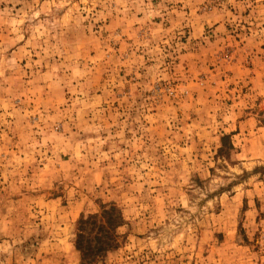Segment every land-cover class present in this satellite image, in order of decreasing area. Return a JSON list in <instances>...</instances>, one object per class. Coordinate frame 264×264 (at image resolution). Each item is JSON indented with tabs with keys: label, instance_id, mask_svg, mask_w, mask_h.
Returning a JSON list of instances; mask_svg holds the SVG:
<instances>
[{
	"label": "rangeland",
	"instance_id": "374dc122",
	"mask_svg": "<svg viewBox=\"0 0 264 264\" xmlns=\"http://www.w3.org/2000/svg\"><path fill=\"white\" fill-rule=\"evenodd\" d=\"M0 264H264V0H0Z\"/></svg>",
	"mask_w": 264,
	"mask_h": 264
},
{
	"label": "trees",
	"instance_id": "16d2710c",
	"mask_svg": "<svg viewBox=\"0 0 264 264\" xmlns=\"http://www.w3.org/2000/svg\"><path fill=\"white\" fill-rule=\"evenodd\" d=\"M101 217L105 220L107 226L101 224L96 225L95 220L97 216H92L84 220L82 219L80 222V232L77 234L76 238V247L78 250L92 259L107 250L108 252L114 250L118 245L114 231L122 224L123 218L121 213L116 207L111 206L103 210ZM90 222H92V226H98V229L93 236H86L84 234L85 225L90 224Z\"/></svg>",
	"mask_w": 264,
	"mask_h": 264
}]
</instances>
